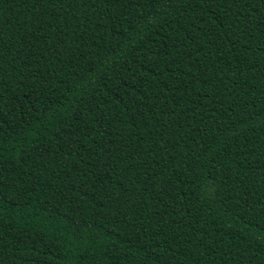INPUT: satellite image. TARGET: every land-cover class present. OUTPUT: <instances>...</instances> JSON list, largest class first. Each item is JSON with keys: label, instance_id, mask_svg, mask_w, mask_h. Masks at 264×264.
Returning <instances> with one entry per match:
<instances>
[{"label": "trees", "instance_id": "obj_1", "mask_svg": "<svg viewBox=\"0 0 264 264\" xmlns=\"http://www.w3.org/2000/svg\"><path fill=\"white\" fill-rule=\"evenodd\" d=\"M0 264H264V0H0Z\"/></svg>", "mask_w": 264, "mask_h": 264}]
</instances>
